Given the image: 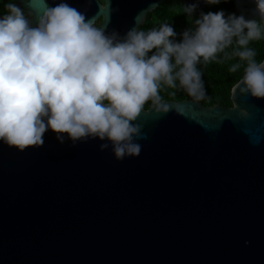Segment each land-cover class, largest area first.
Instances as JSON below:
<instances>
[{"label": "water", "instance_id": "obj_1", "mask_svg": "<svg viewBox=\"0 0 264 264\" xmlns=\"http://www.w3.org/2000/svg\"><path fill=\"white\" fill-rule=\"evenodd\" d=\"M162 1L66 0L121 36ZM13 2L37 19L61 0ZM242 77L230 106L143 108L135 158L51 131L39 148L0 143V264H264V99Z\"/></svg>", "mask_w": 264, "mask_h": 264}, {"label": "clouds", "instance_id": "obj_2", "mask_svg": "<svg viewBox=\"0 0 264 264\" xmlns=\"http://www.w3.org/2000/svg\"><path fill=\"white\" fill-rule=\"evenodd\" d=\"M227 0H204L216 5ZM258 19L223 10L201 12L195 28L176 40L170 23L123 36L98 28L93 18L61 0L30 19L15 2L0 15V143L18 151L39 148L44 134L59 144L99 140L115 160L135 158L141 129L136 121L149 101L161 113L162 87L182 88L198 102L206 91L197 67L234 58L246 62L237 84L242 94L264 99V62L250 42L264 38V0H252ZM197 4L184 6L193 16ZM231 49V51H228ZM155 50V51H153ZM151 53V55H149ZM219 54H223L222 59ZM240 63L229 71L236 72ZM178 82V83H177ZM242 85V86H241Z\"/></svg>", "mask_w": 264, "mask_h": 264}, {"label": "trees", "instance_id": "obj_3", "mask_svg": "<svg viewBox=\"0 0 264 264\" xmlns=\"http://www.w3.org/2000/svg\"><path fill=\"white\" fill-rule=\"evenodd\" d=\"M6 2H13V0H0V15L5 14L4 4ZM255 5L251 0H227V2H221L216 5H205L198 11L193 13V16H187L182 13L179 0H163L157 8L148 13L147 19L141 25L139 30L147 31L151 28H157L163 23H170L177 33L176 40L179 42L181 39L180 34L187 28H195L194 20L199 17L200 13L217 12L223 10L225 16L230 13L236 15L243 14L249 19H258L252 13V9ZM98 27V23H95ZM249 47L256 52L255 60L260 63L264 60V38L260 40H254L250 42ZM155 51V50H153ZM228 51H231L229 49ZM151 55V53H149ZM223 54H219V58L222 59ZM240 63L241 67L236 72H230L229 69L233 64ZM246 62H241L238 58H234L223 63L216 61L209 62L207 65L201 63L197 67L202 72V79L204 80V86L206 96L200 102L204 105L221 104L230 106V90L234 83L244 75V68ZM178 83V82H177ZM161 100H183L186 98H192L182 88H170L162 87L160 91ZM152 104L151 101L146 103L143 108H148Z\"/></svg>", "mask_w": 264, "mask_h": 264}, {"label": "rangeland", "instance_id": "obj_4", "mask_svg": "<svg viewBox=\"0 0 264 264\" xmlns=\"http://www.w3.org/2000/svg\"><path fill=\"white\" fill-rule=\"evenodd\" d=\"M26 16H28V17H29V14H28V13H26ZM96 23H98V22H96Z\"/></svg>", "mask_w": 264, "mask_h": 264}, {"label": "flooded vegetation", "instance_id": "obj_5", "mask_svg": "<svg viewBox=\"0 0 264 264\" xmlns=\"http://www.w3.org/2000/svg\"><path fill=\"white\" fill-rule=\"evenodd\" d=\"M25 15H26V13H25ZM29 18H30V15H29ZM98 26H99V22H98Z\"/></svg>", "mask_w": 264, "mask_h": 264}]
</instances>
